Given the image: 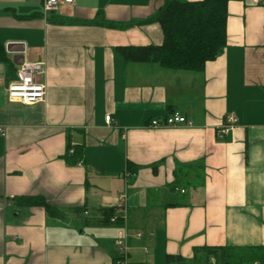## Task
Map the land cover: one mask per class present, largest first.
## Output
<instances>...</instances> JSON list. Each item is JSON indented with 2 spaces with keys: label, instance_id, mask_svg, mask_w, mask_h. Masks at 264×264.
<instances>
[{
  "label": "crops",
  "instance_id": "1",
  "mask_svg": "<svg viewBox=\"0 0 264 264\" xmlns=\"http://www.w3.org/2000/svg\"><path fill=\"white\" fill-rule=\"evenodd\" d=\"M44 1L0 0L11 60L0 61V264H115L125 232L129 264H192L203 247L264 249L263 0L229 2L227 46L200 73L117 51L163 43L160 25L141 22L164 0H73L50 13ZM23 63L44 64V103L9 101ZM172 111L193 126L149 127ZM229 114L238 124L220 138ZM68 145L84 149L81 165L67 162ZM179 166L199 168L203 186L173 190ZM123 195L126 224H110ZM25 196L60 215L17 206Z\"/></svg>",
  "mask_w": 264,
  "mask_h": 264
},
{
  "label": "trees",
  "instance_id": "2",
  "mask_svg": "<svg viewBox=\"0 0 264 264\" xmlns=\"http://www.w3.org/2000/svg\"><path fill=\"white\" fill-rule=\"evenodd\" d=\"M235 0H164L158 12L148 20L141 22L160 25L164 40L160 46L118 47L117 51L128 61L140 64H156L163 70L200 73L207 63L214 61L227 46L228 4ZM240 1V0H238ZM115 27V24L104 22ZM0 61L11 64L6 49L0 45ZM173 112V111H172ZM171 112V113H172ZM84 156L82 147L68 145L65 158L70 165H79ZM188 166H179L175 172L176 188H199L205 177L201 170ZM131 176L137 168L130 167ZM21 208L41 207L48 214L58 217L57 209L41 196L15 198ZM176 203L172 206H179ZM117 209L109 210V218ZM117 260V259H116ZM168 263L183 262L180 256H168ZM264 264V249H242L234 247H203L195 249L192 264ZM116 264V261H115Z\"/></svg>",
  "mask_w": 264,
  "mask_h": 264
},
{
  "label": "built area",
  "instance_id": "3",
  "mask_svg": "<svg viewBox=\"0 0 264 264\" xmlns=\"http://www.w3.org/2000/svg\"><path fill=\"white\" fill-rule=\"evenodd\" d=\"M73 0H45L44 12L50 13L56 11L62 4H71ZM264 8V0L260 4ZM42 63H23L17 70L18 79L12 81L7 88L8 99L12 103H19L24 106H34L44 103L46 100L47 86L44 81L45 69ZM107 122H111V116L106 117ZM238 117L229 114L225 117L223 124L218 130L220 138H224L238 124ZM181 126H193V122L181 113L174 111L159 119H154L149 127L154 129L160 128H177ZM4 129L0 127V133ZM81 165V163L79 164ZM126 177H131L130 172L126 173ZM126 195L120 197L116 206L117 212L109 218L110 224H126L127 208L124 205ZM119 250V257L116 264H129V236L128 233L120 235L116 241Z\"/></svg>",
  "mask_w": 264,
  "mask_h": 264
},
{
  "label": "rangeland",
  "instance_id": "4",
  "mask_svg": "<svg viewBox=\"0 0 264 264\" xmlns=\"http://www.w3.org/2000/svg\"><path fill=\"white\" fill-rule=\"evenodd\" d=\"M243 264V263H242Z\"/></svg>",
  "mask_w": 264,
  "mask_h": 264
}]
</instances>
